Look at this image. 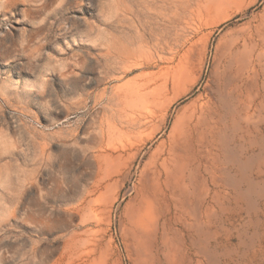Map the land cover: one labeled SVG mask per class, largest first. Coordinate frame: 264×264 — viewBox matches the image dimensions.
<instances>
[{"label": "rangeland", "instance_id": "374dc122", "mask_svg": "<svg viewBox=\"0 0 264 264\" xmlns=\"http://www.w3.org/2000/svg\"><path fill=\"white\" fill-rule=\"evenodd\" d=\"M263 25L264 0H0V264H113L144 160ZM236 71L238 156L264 181V75Z\"/></svg>", "mask_w": 264, "mask_h": 264}, {"label": "bare ground", "instance_id": "6f19581e", "mask_svg": "<svg viewBox=\"0 0 264 264\" xmlns=\"http://www.w3.org/2000/svg\"><path fill=\"white\" fill-rule=\"evenodd\" d=\"M238 43L220 44L208 93L178 115L168 141L144 160L113 264H264V181L252 175L259 157L238 156V108L220 83L235 67L229 83L237 89L245 63L252 82L264 75V25ZM90 253L82 249V264Z\"/></svg>", "mask_w": 264, "mask_h": 264}]
</instances>
